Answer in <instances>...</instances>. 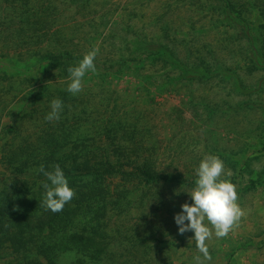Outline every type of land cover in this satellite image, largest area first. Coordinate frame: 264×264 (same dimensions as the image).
<instances>
[{
    "label": "trees",
    "instance_id": "16d2710c",
    "mask_svg": "<svg viewBox=\"0 0 264 264\" xmlns=\"http://www.w3.org/2000/svg\"><path fill=\"white\" fill-rule=\"evenodd\" d=\"M84 1L0 0V141L4 138L0 161L7 163L11 174L10 179L0 181V257L12 255L7 264H171L168 250L161 249L168 262L148 258L121 261L111 248L115 234L128 236L123 247L133 249V255L148 256L156 247L146 248L142 242L155 240L157 232L149 228L137 230L135 235L120 229L113 235L107 233L109 224L103 222L130 202L124 191H110L108 179L118 176L124 183L134 182L133 193L135 188L143 193L151 187L187 181L181 173H167L159 166V142L149 139L143 147L135 137L134 120L129 121L133 124L127 119L110 121L116 123V134L106 129L101 142L102 137L91 128L101 122L96 112L102 103L94 101L89 111L82 112L78 103L84 96L67 91V68L78 66L86 54L85 45L75 27L63 25L57 18ZM196 4L198 14L207 18L208 30L216 35L213 41L199 45L196 55L178 54L177 41L164 26L157 39L135 36L131 42L125 40L123 51L99 52L94 60L96 71L91 72L99 85L125 72L139 76L146 66L145 80L167 86L178 82L218 84L227 90L218 109L263 113L255 128L260 135L253 144L264 151V0H197ZM234 97L241 99L235 101ZM56 98L63 108L59 120L49 122L45 117L51 109L47 110ZM230 160L232 166H247L245 156ZM56 164L75 196L62 211L53 213L42 205V184L50 182L36 169L43 165L52 171ZM139 197L134 198L135 204L141 202ZM158 199L159 194H154L147 203L160 209ZM33 251L41 259L28 256ZM70 251H75L74 260H58L60 254ZM125 254L131 253L120 256Z\"/></svg>",
    "mask_w": 264,
    "mask_h": 264
},
{
    "label": "rangeland",
    "instance_id": "374dc122",
    "mask_svg": "<svg viewBox=\"0 0 264 264\" xmlns=\"http://www.w3.org/2000/svg\"><path fill=\"white\" fill-rule=\"evenodd\" d=\"M54 1L56 4L59 2ZM196 1L86 0L79 2L78 7L71 5L57 19L62 21L63 25L75 27L76 35L80 40L83 39L84 53L96 48L99 52L119 49L123 51L125 43L131 42L133 37L157 39L159 28L166 26L169 27L168 33L177 41L178 54L196 55L199 45L211 42L216 37L213 30H208L207 18L198 14ZM202 24L204 27L200 29ZM78 49L80 50L81 46ZM222 53L225 58L229 57L224 51ZM146 67L145 70H140L139 76L134 72H125L121 76L105 80L104 85H99L91 71L86 72L81 91L84 97L78 103L82 112L89 111L94 101L102 103L96 112L101 122L91 128L96 129L102 137L101 142L105 139L106 129L116 134L113 127V123H116L110 121L134 120L137 130V133L134 131L135 137L142 142L143 147L149 143V139L159 142V166L167 173H181L182 180L187 181L177 186L165 184L151 187L143 193L135 188L133 193L134 182L124 183L118 176L108 179L110 191L114 194L119 190L124 191L126 199L130 202L125 208L114 212L110 220L108 218L103 222L109 224L107 233L113 235L115 230L120 229L122 233L135 235V231L149 228L157 232L155 240L142 242L147 244L146 248L156 247L151 250L150 255L147 254L148 256L133 255V249L126 250L123 246L128 244V236L118 234H115L116 238L115 235L112 238L113 252H116V257L121 261L126 258L145 261L148 258V261L168 262L161 249L168 250L171 264L193 263L196 255L203 258L192 239L194 233L188 231L179 234L174 217L182 211V204H192L188 193L195 186V169L206 155H215L224 162L225 172L221 178L230 180L235 185L237 203L244 215L223 238H217L213 230L211 239L205 242L212 260L206 261L205 264H264V151L259 150L260 146L253 144L256 142V136L260 135V131H255V128L263 119V113L245 110L233 113L223 108L220 110L217 105L225 98L227 90L220 89L218 84L178 82L167 86L158 80H145L143 75L147 72ZM261 75L260 72L255 76L258 78ZM246 81L255 83L251 78ZM262 97L264 98V92ZM233 99L236 101L241 98ZM204 104L213 110V115ZM1 139L2 145L4 138ZM237 155L247 158V166L244 163L232 166L230 158ZM228 171L231 172L230 176L227 175ZM5 177L10 179L11 174L7 170V163L1 162L0 181ZM154 194H159L161 198L158 199L162 205L160 209L147 203ZM137 196H141L142 200L135 204L134 198ZM208 226L211 227L210 224ZM169 244L177 248L168 247ZM142 246L144 247V244ZM125 252L131 254L120 256V253ZM28 256L41 259L36 256L35 251L28 253ZM76 257L75 251H70L60 254L58 260L64 263ZM13 258L10 254H2L0 264H7Z\"/></svg>",
    "mask_w": 264,
    "mask_h": 264
},
{
    "label": "clouds",
    "instance_id": "9594fccd",
    "mask_svg": "<svg viewBox=\"0 0 264 264\" xmlns=\"http://www.w3.org/2000/svg\"><path fill=\"white\" fill-rule=\"evenodd\" d=\"M98 53V48L90 50L79 61L78 66L67 68L70 80L67 88L69 93L75 95L83 90V77L86 72L96 71L94 60ZM50 107L51 111L45 119L49 122L59 120L63 102L58 98L53 99ZM36 171L43 173L50 182L42 184L44 189L42 205L53 213L62 211L65 204L75 196L63 170L59 164H56L52 171H46L43 165ZM224 172V162L218 156L206 155L195 169L197 176L195 186L188 193L192 204L189 205L187 202L182 204V211L174 217L179 234L182 235L188 231L194 233L192 239L196 242L197 250L203 258L201 255L194 256L193 264H205L206 261L212 260L205 242L211 239L213 230L217 238H223L244 215L237 203L235 185L230 180L221 178ZM227 175L230 176L231 172L228 171ZM205 221L208 223L206 224ZM209 224L211 227L208 226Z\"/></svg>",
    "mask_w": 264,
    "mask_h": 264
}]
</instances>
